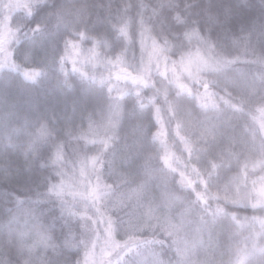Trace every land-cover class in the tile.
<instances>
[{
	"label": "snow or ice",
	"instance_id": "snow-or-ice-1",
	"mask_svg": "<svg viewBox=\"0 0 264 264\" xmlns=\"http://www.w3.org/2000/svg\"><path fill=\"white\" fill-rule=\"evenodd\" d=\"M74 7L85 26L63 40L57 57L60 82L69 90L73 77L88 82L106 91V102L78 115L73 109L59 136L43 118L25 117L12 127L7 147L20 149L29 167L39 160L42 169H52L43 177L44 196L32 203L61 200L62 235L53 234L55 223L44 225L34 210L26 211L13 218L20 229L10 247L26 264H98L100 254L107 264H113V257L115 264H131V257H140L137 264H162L156 246L167 245L168 240L143 238L146 222L162 215L176 264H189L193 254L199 256L205 233L211 240L214 234H231L233 228L248 232L236 264L264 258V49L253 45L250 35L243 44L235 37L228 42L206 37L190 24L177 0H159L156 7L138 0L135 13L131 0L115 12L110 0L108 28L98 32L86 26L89 6ZM34 11L33 0H0V73H18L31 84L46 77L47 71L17 62L8 45L19 42L21 20L30 19ZM57 27L67 28L62 18ZM28 31L35 37L43 26ZM113 38L119 47L114 48ZM171 56L179 59L172 60L169 79ZM104 64L110 70L97 75L95 69ZM160 66V76L167 81L164 87H157L150 75L152 67ZM129 97H134L131 108ZM164 112L174 126L164 123ZM126 119L124 142L117 149ZM177 144L189 161L195 158L191 170L199 177V187L188 172L173 165ZM70 177L79 184L66 201ZM213 181L223 184L226 193L234 190L236 198L226 195L225 204L213 207L205 194ZM13 198L19 207L24 205L23 196ZM212 199L220 198L213 193ZM241 200L252 213L250 227L234 210ZM106 203L111 210H106ZM197 209L198 235L182 241L180 234ZM121 211L126 215L120 216ZM49 253L63 259L53 261ZM215 255L205 254L200 264H211Z\"/></svg>",
	"mask_w": 264,
	"mask_h": 264
},
{
	"label": "clouds",
	"instance_id": "clouds-1",
	"mask_svg": "<svg viewBox=\"0 0 264 264\" xmlns=\"http://www.w3.org/2000/svg\"><path fill=\"white\" fill-rule=\"evenodd\" d=\"M33 2L35 3V10L39 7L44 13L42 22L40 23L43 26V32L38 34L42 38L38 49L40 54L39 60L33 64L45 69L52 75L59 76L57 57L62 52L63 40L72 34L73 29L85 26L84 23L77 19L74 6L83 4L89 6L91 19L86 21V26L90 30L94 24L102 28L105 22L107 5L101 3L100 0H33ZM182 11L192 26L201 29L206 37L210 36L214 41L219 39L228 42V40L235 37L240 39L243 44L246 42L245 38L250 35L252 44L260 49H264V0H191V3L186 4ZM58 18H62L67 28L57 27ZM23 25L24 27L18 37L19 42L13 41L8 45L9 50L14 52L17 62H19L17 60V56L19 55L17 47L25 41L27 42V47H32L36 41L28 31L30 26L27 25L25 20L23 21ZM14 45L17 47H14ZM173 59L178 60L179 58L177 56L169 58V79L171 78L170 69ZM85 70L90 74L93 72L91 66H85ZM109 70V66L104 64L95 69V72L97 75H100L101 73H107ZM161 70H163V66L152 67L150 72L151 79L155 81L157 87L167 86V81L160 76ZM177 71H180L178 64ZM120 86H123V84ZM6 87L7 81L4 82L3 87H0V161H2L0 169L3 170V175H0V185H19L18 190L24 193L25 203L22 207H19L14 198L11 201H3L2 211H0V264H26L25 258L18 256L14 248L10 247L9 244L10 239L13 244L17 242L18 231L20 229V225L13 218L22 217L26 211L34 210V214L39 217L41 223L44 225L55 223L56 228L53 234L58 237V233H60L61 200L52 197L47 202L39 205L32 203L44 196L47 185L43 177L49 175L52 169H42L39 160H33L29 167L20 149L14 150L7 147L8 136L12 127L20 124L25 117L30 120L36 118L29 117L25 113L20 112L15 103L9 98ZM80 94L93 101L91 104V109L93 110L101 102L100 94L103 95L102 102H106V91L95 86H90L88 82H83ZM88 107L87 105L83 106V110L88 109ZM73 109L75 108L72 107L67 114H61V116H41L40 118L46 119L57 130L56 135L59 136L61 135L59 131L60 127H62L65 118L72 115ZM54 118L56 123H53ZM162 120L166 125L174 126L170 114L164 112ZM126 130L125 128L120 130V143L117 144V149L124 142ZM170 130L171 128H169ZM13 139L15 140V137ZM174 152L175 155L172 158L173 165L180 170L188 172L191 179L197 182V187H199V177L191 170V164L195 162V158H193V161H189L179 144L175 147ZM69 179L72 186L65 189L64 200L66 201H71L72 198L68 193L69 191L76 190L79 184V181H76L75 177H70ZM73 181L75 182L73 183ZM247 187L251 189L252 185L250 182ZM3 191H7V188H4ZM244 191L245 187L241 180V193ZM213 193H216L220 199L213 200ZM205 194L209 197V203L213 207L217 203L225 204L224 198L226 195L230 198H236L234 190L226 193L223 184L215 181L210 183ZM77 203L82 204L83 201H77ZM226 206L231 207L230 205ZM105 208L106 210H111V205L106 203ZM234 210L239 214L240 222L250 227L252 224V213L249 211L246 202L241 200V206ZM119 215L124 216L126 213L121 211ZM198 215L199 209L194 212L192 222L186 226V231L180 234L182 241H191L193 237L198 235L196 233V228L199 226ZM245 216L249 217L248 221L244 220ZM256 228L259 229L258 224ZM247 235V231L233 228L231 234H214L210 240L205 233L203 245L198 250L199 256L193 254L189 260V264H200V260L203 259L204 255L212 251L216 255L212 257L211 264H236V253L240 249H243L244 240ZM143 238L159 239L160 241L168 240L167 245H157L156 251L162 259V264H176V257L172 251V240L168 236V225L162 215L151 220L150 223L146 222ZM141 248L143 249V246ZM221 253L223 254L221 255ZM49 256L51 257V254ZM51 258L53 261L63 259L62 257ZM139 259L140 257L129 258L131 264H137ZM97 260L98 264L101 260L104 261V264H107L102 254L98 255ZM113 264H115V257H113ZM255 264H264V258H257Z\"/></svg>",
	"mask_w": 264,
	"mask_h": 264
},
{
	"label": "trees",
	"instance_id": "trees-1",
	"mask_svg": "<svg viewBox=\"0 0 264 264\" xmlns=\"http://www.w3.org/2000/svg\"><path fill=\"white\" fill-rule=\"evenodd\" d=\"M101 3L107 5L110 0H100ZM113 3V11L120 7L122 3H127L128 0H111ZM145 3L156 7L159 0H144ZM180 4V10L185 7L186 4L191 3V0H177ZM133 5V13L136 11L138 0H131ZM44 13L38 7L33 16L30 19H25L26 23L30 27H34L42 22ZM21 20V24L23 25ZM107 16L105 15L104 25L101 27H92L91 31H100L101 29H107ZM35 44L32 47H27V42H22L17 51L19 55L17 60L21 64L29 63L33 64L39 60V46L42 39L38 34L34 37ZM114 48L119 47V44L113 38ZM242 44V42H241ZM60 76L52 75L47 71V76L40 79L36 84L26 83L22 77L12 71H4L0 73V87H3L4 82L7 81L6 91L9 98L15 103L20 112L25 113L29 117L40 118L43 117H56L61 114H67L72 107L76 109L77 115L83 110V106H89L93 101L85 96H82L81 89L83 82L73 77V89L69 90L60 82ZM100 100L103 101V95L100 94ZM128 107L131 108L134 103V97H129ZM129 121L126 119L124 122V128L127 129ZM2 163V161H0ZM0 175H3V170L0 169ZM7 188V191H3ZM19 185H0V211H2L3 201H11L14 195L23 196L24 193L18 190ZM250 211V210H249ZM62 233H58L60 237ZM51 254V253H49ZM63 258V257H62Z\"/></svg>",
	"mask_w": 264,
	"mask_h": 264
}]
</instances>
